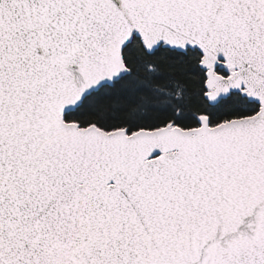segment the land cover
<instances>
[{
	"label": "snow or ice",
	"instance_id": "1",
	"mask_svg": "<svg viewBox=\"0 0 264 264\" xmlns=\"http://www.w3.org/2000/svg\"><path fill=\"white\" fill-rule=\"evenodd\" d=\"M0 264H264V0H0Z\"/></svg>",
	"mask_w": 264,
	"mask_h": 264
}]
</instances>
